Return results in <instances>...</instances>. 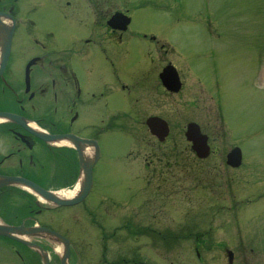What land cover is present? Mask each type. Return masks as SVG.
I'll return each instance as SVG.
<instances>
[{
  "label": "rangeland",
  "instance_id": "374dc122",
  "mask_svg": "<svg viewBox=\"0 0 264 264\" xmlns=\"http://www.w3.org/2000/svg\"><path fill=\"white\" fill-rule=\"evenodd\" d=\"M115 7L132 17L113 56L122 80L143 68L150 48L160 49L143 34L165 46L158 51L164 66L171 60L183 73L184 89L163 101L174 136L162 145L159 181L155 163L142 169L139 141L108 135L91 193L83 205L67 207L69 213L104 199L123 204L137 192L139 174L152 179L155 198L148 199V229L140 241L133 232L94 245L96 234L102 235L84 213L81 229L65 233L86 264L107 246L113 256L129 257L128 264H229L228 250L232 264H264V0H115ZM98 59L101 65L104 57ZM190 121L209 134L215 152L207 159L191 152L184 135ZM129 144L136 151L127 162ZM235 146L243 152L239 168L227 165ZM156 200L161 207L154 215ZM110 222L115 224L111 216Z\"/></svg>",
  "mask_w": 264,
  "mask_h": 264
},
{
  "label": "flooded vegetation",
  "instance_id": "af4514ba",
  "mask_svg": "<svg viewBox=\"0 0 264 264\" xmlns=\"http://www.w3.org/2000/svg\"><path fill=\"white\" fill-rule=\"evenodd\" d=\"M116 12L127 14L116 9L115 0H0V182L6 180L0 183V226L23 231L10 236L0 233V264H45L33 245L49 255V264H62L49 238L29 233L35 227L49 228L70 240L68 264H86L71 234H66L81 229L82 213L101 232V238L97 233L93 239L94 245L100 239L104 244L113 243L133 232L135 241H140L148 229L146 210L148 199L155 198L153 188L149 189L153 180L140 174L137 192L123 204L104 199L93 209L84 206L69 213L67 207L83 205L88 196L73 206L52 207L33 190L12 183L18 178L65 195L81 180V149L87 161L93 162L90 194L102 159V141L114 132L139 141L141 149L135 151L143 160L142 169L150 170L155 163L153 172L161 180L162 145L174 136L170 120L164 117L163 101L184 89V76L171 60L162 64L158 51L165 46L156 36L143 34L160 49L150 48L143 68L122 80L113 56L130 25L126 30L112 26L110 20ZM2 31L7 34L5 45ZM100 54L104 57L101 65ZM168 65L176 68L178 79L169 86L162 79ZM108 67L112 71L105 69ZM150 120L161 125L165 120L167 127L152 129ZM147 135L153 140L147 141ZM207 135L212 155L215 150ZM59 140L66 144L56 142ZM77 142L82 143L80 148ZM135 151L129 144L127 162ZM151 204L152 214L157 215L160 201ZM112 254L107 246L99 257L91 256L93 264L129 263V257Z\"/></svg>",
  "mask_w": 264,
  "mask_h": 264
},
{
  "label": "water",
  "instance_id": "95a60500",
  "mask_svg": "<svg viewBox=\"0 0 264 264\" xmlns=\"http://www.w3.org/2000/svg\"><path fill=\"white\" fill-rule=\"evenodd\" d=\"M116 22L117 21H115L114 23H116ZM127 23H128V20L125 22V24H127ZM5 32L6 31H2L3 45H5L7 42V34H5ZM7 47H9V44L7 45ZM148 124L150 125V127L152 129L156 128L157 126L163 127V128H165V126H166V124L163 123L161 125V124L156 123L154 120H150ZM164 134H166V132ZM186 135H187L189 140L194 142V149L197 151L199 157H206L209 153V147L207 145V139L205 136H202L200 134V130H199L198 126L195 124H190L188 126V132ZM81 144H80V142H77L76 147L80 148ZM80 153H81V158L83 159V162H82L83 173H82L81 180L79 182V188L76 191V193L71 197H62V196H59L55 193L44 191L43 189H40L38 186H36L30 182L23 181L21 179H13L12 182H15L21 186H25V187L33 190L35 193H37L38 195L42 196L44 199L48 200L49 202H51L55 205L60 206V205L77 204V203H79L85 199V197L88 195V193L90 192V189L92 187V165H93V162L87 161L86 157H84V155L82 154L81 149H80ZM241 159H242L241 151L239 148H236L228 156V163L231 164L232 166H239L241 164ZM0 183H6V180H4ZM17 230L18 229H16V228H7V227L0 226V233L8 235V236H10L16 232L18 234L23 233V231H21V230L17 231ZM29 233L34 234V235L44 236L46 238H50L51 240H55L58 242L60 240L62 243H64L65 248H64V256L62 257V264L68 263L67 258L69 256V250H68L69 248H68V242L64 238H62L57 233L52 232L48 229L35 228L34 230H30ZM39 250L42 251L41 248H39ZM42 255L44 256L46 264H48V258L45 256L46 254H42ZM227 255L229 258V264H232L233 258H234L233 252L228 250Z\"/></svg>",
  "mask_w": 264,
  "mask_h": 264
},
{
  "label": "bare ground",
  "instance_id": "6f19581e",
  "mask_svg": "<svg viewBox=\"0 0 264 264\" xmlns=\"http://www.w3.org/2000/svg\"><path fill=\"white\" fill-rule=\"evenodd\" d=\"M56 142H60V143L66 144V142H63L62 140H59V141H56Z\"/></svg>",
  "mask_w": 264,
  "mask_h": 264
}]
</instances>
